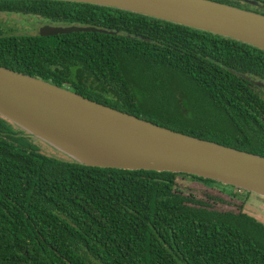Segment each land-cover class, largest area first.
I'll return each instance as SVG.
<instances>
[{
  "label": "trees",
  "instance_id": "16d2710c",
  "mask_svg": "<svg viewBox=\"0 0 264 264\" xmlns=\"http://www.w3.org/2000/svg\"><path fill=\"white\" fill-rule=\"evenodd\" d=\"M0 13L111 32L41 37L0 28V67L264 157V89L253 83L264 84V51L88 3L0 0ZM178 176L217 183L85 166L0 116V264H264V223L242 207L219 211L183 195Z\"/></svg>",
  "mask_w": 264,
  "mask_h": 264
},
{
  "label": "water",
  "instance_id": "95a60500",
  "mask_svg": "<svg viewBox=\"0 0 264 264\" xmlns=\"http://www.w3.org/2000/svg\"><path fill=\"white\" fill-rule=\"evenodd\" d=\"M54 1L118 8L264 51V15L216 0ZM37 32L41 37L111 33L91 26L49 24ZM253 83L264 89L262 82ZM0 116L85 166L189 174L264 198L263 156L161 127L4 67H0Z\"/></svg>",
  "mask_w": 264,
  "mask_h": 264
},
{
  "label": "rangeland",
  "instance_id": "374dc122",
  "mask_svg": "<svg viewBox=\"0 0 264 264\" xmlns=\"http://www.w3.org/2000/svg\"><path fill=\"white\" fill-rule=\"evenodd\" d=\"M41 24L42 20L35 16L0 13V28L9 33L33 35L38 33L37 30ZM176 186L183 195L192 196L200 201L207 202L213 209L238 212L240 207H242L244 212L264 223L263 197L251 193L247 194L249 192L219 182L216 185H206L180 176L177 177ZM231 192L232 194H229ZM234 193L235 195H233Z\"/></svg>",
  "mask_w": 264,
  "mask_h": 264
},
{
  "label": "flooded vegetation",
  "instance_id": "af4514ba",
  "mask_svg": "<svg viewBox=\"0 0 264 264\" xmlns=\"http://www.w3.org/2000/svg\"><path fill=\"white\" fill-rule=\"evenodd\" d=\"M237 1V5L239 7L244 8V9H250V10H255L258 12H261L264 10V2L258 1V0H234ZM47 24V23H46ZM45 23H42L41 26L46 25ZM52 25V24H49ZM39 27V26H38Z\"/></svg>",
  "mask_w": 264,
  "mask_h": 264
}]
</instances>
